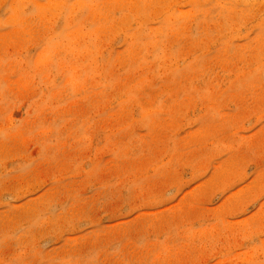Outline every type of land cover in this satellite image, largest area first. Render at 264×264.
Wrapping results in <instances>:
<instances>
[{"label":"rangeland","instance_id":"obj_1","mask_svg":"<svg viewBox=\"0 0 264 264\" xmlns=\"http://www.w3.org/2000/svg\"><path fill=\"white\" fill-rule=\"evenodd\" d=\"M0 264H264V0H0Z\"/></svg>","mask_w":264,"mask_h":264}]
</instances>
